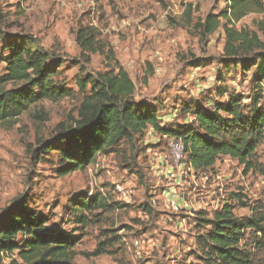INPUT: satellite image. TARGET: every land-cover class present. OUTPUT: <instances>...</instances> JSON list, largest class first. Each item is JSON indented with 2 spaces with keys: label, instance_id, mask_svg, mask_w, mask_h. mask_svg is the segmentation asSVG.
<instances>
[{
  "label": "rangeland",
  "instance_id": "obj_1",
  "mask_svg": "<svg viewBox=\"0 0 264 264\" xmlns=\"http://www.w3.org/2000/svg\"><path fill=\"white\" fill-rule=\"evenodd\" d=\"M186 5H191L195 22L219 13L225 2L0 0V75L4 41L24 36L63 62L55 81L74 92L55 103H33L14 123L0 125V213L17 197L26 199L30 210L48 219L47 228L78 238L74 264H206L198 245V236L209 230L204 220H211L223 206L231 207L239 219L264 220V141L249 172L228 156H221L209 170L195 172L184 153L180 160L173 157L170 144L178 140L150 127L65 176L58 173L57 152L36 159L38 142H53L57 126H71L77 119L84 98L74 85L83 61L76 44L81 27L95 30L101 48L84 64L86 73L115 71L116 61L133 82L135 99L157 110L161 128L174 130L189 123L193 114L181 110L185 104L209 110L226 103L230 95L241 96L243 112L249 114L251 97L259 90L255 66L243 72L229 62L221 29L200 41L182 16ZM262 16L247 15L235 28L253 30V21ZM259 86L260 106L264 81ZM94 195L102 196L110 208L83 212L88 223L76 225L72 202ZM105 231L116 236L107 253L85 257L105 241ZM240 249L250 264H264L260 233L245 230Z\"/></svg>",
  "mask_w": 264,
  "mask_h": 264
},
{
  "label": "trees",
  "instance_id": "obj_2",
  "mask_svg": "<svg viewBox=\"0 0 264 264\" xmlns=\"http://www.w3.org/2000/svg\"><path fill=\"white\" fill-rule=\"evenodd\" d=\"M224 8L217 14L208 13L202 20L193 21L192 7L183 11L188 25L204 41L221 29L224 34L223 54L243 72L255 66L258 92L251 97L248 115L244 114L241 96L230 95L227 102L206 110L189 103L182 107L193 114L187 124L167 130L161 128L157 110L143 99H135V87L126 71L115 61V71L86 73L89 56L101 48L96 32L81 27L76 33V44L83 61L75 78V87L84 95L77 110V119L71 126L60 124L53 133V142H38L36 159L55 151L61 167L60 176L85 169L98 154L115 151L122 141L132 142L148 128L158 134L180 140L188 166L195 172L206 171L221 156H228L244 166L246 172L254 169L253 157L264 141V105L259 86L264 81V16L253 21V30L235 28L250 14L263 15V0H223ZM0 12V23L2 16ZM6 56L0 75V125L14 123L31 104L40 101L58 102L73 96L72 89L55 81L63 62L36 47L31 38L13 35L3 43ZM40 156V157H39ZM73 219L84 227L89 219L83 212L104 211L107 201L98 195L77 198L72 202ZM29 202L17 197L0 213V264H74V247L78 238L47 228L48 219L30 210ZM245 207V204H243ZM263 219L235 217L232 208L223 206L211 220L202 223L209 228L198 236V245L206 264H250L249 256L240 249L245 230L260 233L264 240ZM105 241L85 257L107 253L116 236L105 231ZM112 235L111 237H107ZM261 245V244H260ZM7 261V263H6Z\"/></svg>",
  "mask_w": 264,
  "mask_h": 264
},
{
  "label": "built area",
  "instance_id": "obj_3",
  "mask_svg": "<svg viewBox=\"0 0 264 264\" xmlns=\"http://www.w3.org/2000/svg\"><path fill=\"white\" fill-rule=\"evenodd\" d=\"M263 7H264V0H263ZM170 147H171V151H172V154L175 160H180L183 154L182 142L180 140L173 141L171 142Z\"/></svg>",
  "mask_w": 264,
  "mask_h": 264
}]
</instances>
